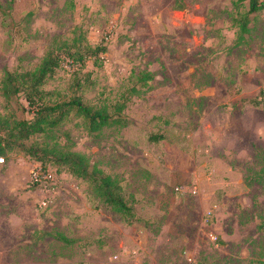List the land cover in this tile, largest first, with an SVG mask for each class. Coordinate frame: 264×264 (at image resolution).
I'll return each mask as SVG.
<instances>
[{"label":"rangeland","instance_id":"1","mask_svg":"<svg viewBox=\"0 0 264 264\" xmlns=\"http://www.w3.org/2000/svg\"><path fill=\"white\" fill-rule=\"evenodd\" d=\"M96 46L104 50L94 56ZM48 53L58 65L45 91L81 95L118 121L91 131L72 113L25 143L85 155L115 179L133 216L52 155L42 164L7 149L0 264H264V8L249 12V0H0V81ZM116 102L126 104L119 114ZM0 114L30 117L22 95L1 92ZM36 169L45 187L31 186Z\"/></svg>","mask_w":264,"mask_h":264},{"label":"trees","instance_id":"2","mask_svg":"<svg viewBox=\"0 0 264 264\" xmlns=\"http://www.w3.org/2000/svg\"><path fill=\"white\" fill-rule=\"evenodd\" d=\"M264 8V0H249V12ZM245 27V20L242 21ZM90 54L97 55L103 47L96 46ZM82 57V56H80ZM58 65V60L49 53L41 63L30 71H7L0 81V92L6 99L22 95L25 99L29 118L9 117L0 114V153L7 149L17 148L31 158L45 164L44 159L52 155L54 161L67 168L68 172L88 181L100 198L115 211L132 217L131 207L127 205L120 186L109 174L97 168H91L85 155L75 151L61 150L58 147H40L37 144L27 145L25 141L36 134L52 130L66 120L70 114L82 117L91 131H97L105 125L118 121L117 116L109 114L107 107L85 103L81 95L60 98L51 91H45L41 85ZM142 79H149L151 74L140 72ZM139 77V79H141ZM138 91L132 89L130 95ZM55 97V98H54ZM125 102H116L110 107L116 114L125 108ZM32 187L35 184L31 183Z\"/></svg>","mask_w":264,"mask_h":264},{"label":"built area","instance_id":"3","mask_svg":"<svg viewBox=\"0 0 264 264\" xmlns=\"http://www.w3.org/2000/svg\"><path fill=\"white\" fill-rule=\"evenodd\" d=\"M4 158L0 155V163H3ZM46 178L47 175H45L43 173V171L41 169H36L35 171L32 172V176L30 178V184H35V186H40L45 187V183H46ZM49 200H47L46 198H43L41 200L38 201V205L39 207H45L47 205V202Z\"/></svg>","mask_w":264,"mask_h":264}]
</instances>
